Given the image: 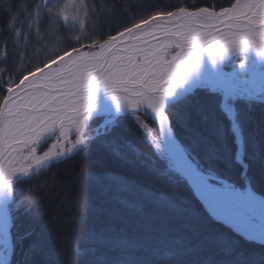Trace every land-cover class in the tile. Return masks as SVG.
Returning <instances> with one entry per match:
<instances>
[{
  "label": "trees",
  "instance_id": "16d2710c",
  "mask_svg": "<svg viewBox=\"0 0 264 264\" xmlns=\"http://www.w3.org/2000/svg\"><path fill=\"white\" fill-rule=\"evenodd\" d=\"M234 1L0 0V72L18 77L39 68L50 60L54 38L57 55L102 41L154 11L219 10ZM234 108L246 168L235 158L220 93L197 87L167 114L199 170L264 193V101L237 99ZM185 114L207 123L202 143L180 117ZM8 210L7 264H264V245L214 220L125 115L74 153L14 182Z\"/></svg>",
  "mask_w": 264,
  "mask_h": 264
},
{
  "label": "snow or ice",
  "instance_id": "6c2138e0",
  "mask_svg": "<svg viewBox=\"0 0 264 264\" xmlns=\"http://www.w3.org/2000/svg\"><path fill=\"white\" fill-rule=\"evenodd\" d=\"M249 45L264 56V0H235L219 11H154L99 44L70 48L31 72H0V186H11L18 174L27 176L83 142L98 83L118 103L148 105L163 123L164 98L198 63L202 47L214 55ZM53 130L56 142L39 155L37 145Z\"/></svg>",
  "mask_w": 264,
  "mask_h": 264
},
{
  "label": "bare ground",
  "instance_id": "6f19581e",
  "mask_svg": "<svg viewBox=\"0 0 264 264\" xmlns=\"http://www.w3.org/2000/svg\"><path fill=\"white\" fill-rule=\"evenodd\" d=\"M210 10L219 11L220 9ZM169 51L171 54H174L176 49L173 47ZM237 56H246L250 58L249 60L253 63V66L256 67V70H259L264 65V56L260 55L253 45H249L243 51L226 47L221 52L214 55H210L207 48L202 47L198 63L185 73L182 80L176 82V86L172 90V93L164 98L163 111L166 118L163 123H161L158 114L146 104L132 107L124 100L118 103L114 98L115 94L113 91L106 88L104 84L100 82L96 86L94 103L87 115L86 124L89 119L95 115L110 117L128 112H139L145 115L153 124V129L151 128L150 130L155 147L158 148L161 146V149L167 155L173 167L187 178L195 194L202 201L208 212L214 218L221 220L222 222H220L222 224L229 226L233 232L238 233L241 237L264 245V196L253 191L249 185H245L243 188L237 187L228 180L222 178L212 181V178L198 170L196 165L195 168L197 171H195L185 157L184 150L182 151L178 143L179 140H177L167 119V107L168 104L171 103V100L186 92H191L198 86H209L210 88L220 90L222 93L223 108L231 117L233 127L239 139L240 135L237 132V126L233 118V108L228 104V101L233 91L238 88L240 70L239 68L225 69V65ZM258 78L259 75L255 74L250 79H246L243 82L253 83V81L255 82ZM243 92L250 97L249 90L245 89ZM56 133V130L46 133L41 139L40 144L52 138ZM58 158L59 156L54 157L41 166L34 167L30 173L43 168L45 164L47 165L49 162ZM21 176L24 175L18 174L14 177L12 184ZM11 186H0V245L3 246V248L9 245L10 218L7 206L9 203ZM4 260L5 257L1 251L0 264H3Z\"/></svg>",
  "mask_w": 264,
  "mask_h": 264
},
{
  "label": "rangeland",
  "instance_id": "374dc122",
  "mask_svg": "<svg viewBox=\"0 0 264 264\" xmlns=\"http://www.w3.org/2000/svg\"><path fill=\"white\" fill-rule=\"evenodd\" d=\"M74 1L76 2V0H67L66 3L67 4H69V3L72 4V2H74ZM190 10H192V9H190ZM66 13H67V11H66ZM67 17L69 18L70 15H67ZM120 31H122V30H120ZM116 34L117 33H115V35ZM50 42H52L53 45H52L51 49L49 50V52L52 54L49 58L50 59L51 58L53 59V58L57 57V55H55L56 54V50L59 51L61 49V47H60V45H59V43L57 41V38L52 39ZM79 49H83V47H81ZM59 53H62V52H59ZM249 59L250 58H248L246 56H237V57H235L234 59H232L230 62H228L225 65V69H227V70L228 69H232V68H239V70H240L239 77H238V85H237L238 88L233 91L232 96L230 97V99L228 101V104L232 108L234 107V102L237 99H243V100H246V101H250V100L264 101V65L259 70H256V67L253 66V63ZM255 74H258L259 75V78L257 80H255V82L254 81H253V83H244L243 82L246 79H250ZM198 87L205 88V89L210 90V91H216V92H218V93L221 94L220 90L210 88L209 86L201 85V86H198ZM245 89L249 90L250 97L247 96L245 94V92H243V90H245ZM173 112H174V110L172 109V111H171V115L172 116L175 113V112L174 113ZM121 115H125L126 117L132 118L133 120H135V122L139 125V127H140L143 135L146 137L147 141L152 145V148L154 149V151H157L159 155H163V156H165V158H167L166 157V154L161 149V146H159L158 148L155 147L154 140H153V136H152L151 130H150L151 128L153 129V124L151 123V121L146 116H144L143 114H141L139 112H128V113L118 114L116 116H110V117H106L105 115H95V116L91 117L89 119L88 123L85 126V132H84L83 142L81 144L77 145L72 150V152H70V154L74 153L80 147L84 146L86 144V142L88 140H90L93 136L102 133L105 130V127L107 125H110L114 121L115 118H117L118 116H121ZM180 117H182V118L183 117L184 118L186 117V120L189 122V124L190 125L192 124V126H193L191 128L192 131H193L192 132V136H194V138L197 141H199L200 143H202V141L205 140V136L201 132L208 131V125H207V123L205 121H202L201 122L200 119H198L194 114H185L184 116H180ZM105 120H107L108 122L106 123L105 126H103L102 123ZM204 129L206 131H203ZM57 136H58V133H56L49 140H47V141H45V142L37 145V153L39 155H42L43 152H45L50 145H52L53 143L56 142ZM183 136L186 139L190 138L189 134L186 131L183 134ZM75 138H76L75 132L73 131L72 134L70 135V138L69 139H70V141H75ZM261 141H262V143L264 142V136H261ZM104 158H102V160L100 159V160H97V161L98 162H105L104 161L105 160ZM168 162L171 164L170 161H168ZM43 168H45V167H43ZM40 169H42V168H40ZM40 169H37L34 172H36V171H38ZM202 172H204L206 174L213 175V174L207 173V172H205L203 170H202ZM32 173H29L27 176H25V175L24 176H21L20 178L16 179L14 182H16L19 179L27 178L30 175H32ZM245 185H246V182H244V183L239 182L238 185L236 184L237 187H241V188L245 187ZM11 188H12V186H11ZM254 191L256 193L264 196V193H259L256 190H254ZM11 195H12V191L9 194V196H10L9 197V203L11 201ZM9 203H8V206L7 207H9ZM8 212H9V210H8ZM1 251H2V254L5 257V260H4L3 264H7L8 260H9V256H10V244L8 246L4 247V248H3V246L0 245V252Z\"/></svg>",
  "mask_w": 264,
  "mask_h": 264
},
{
  "label": "water",
  "instance_id": "95a60500",
  "mask_svg": "<svg viewBox=\"0 0 264 264\" xmlns=\"http://www.w3.org/2000/svg\"><path fill=\"white\" fill-rule=\"evenodd\" d=\"M198 10V9H197ZM91 46H93V45H90L89 47H91ZM186 93H189V92H186ZM186 93H184V94H182V95H185ZM181 95V96H182ZM181 96H179V97H177V98H175V99H173V100H171V102L172 101H174V100H176V99H178V98H180ZM233 118H234V113H233ZM167 119H168V123L170 124V122H169V118L167 117ZM231 119V118H230ZM231 121H232V119H231ZM107 121L105 120L103 123H102V125H104L105 123H106ZM237 126V125H236ZM232 128H233V124H232ZM234 129V128H233ZM237 132L239 133L240 131H239V129L237 130ZM177 140H179L178 138H177ZM240 140V141H239ZM237 139V142H238V147H239V149H238V154H237V159L239 160V161H241V158H242V139L240 138V139ZM178 143H179V145H180V147H181V149H182V151L184 150L183 149V146H182V144H181V142H179L178 141ZM184 152V155H185V157L188 159V161L190 162V164L192 165V167L194 168V170L195 171H197L196 170V168H195V164L193 163V161L191 160V158L189 157V155L185 152V150L183 151ZM69 153H65L63 156H59V158H61V157H65V156H67ZM167 156V155H166ZM58 158V159H59ZM54 161V160H53ZM52 162V161H51ZM49 164V163H48ZM47 164V165H48ZM46 165V166H47ZM172 167H173V165H171ZM174 168V167H173ZM185 179H186V181H187V183H188V185L191 187V184L189 183V181L187 180V178L182 174V173H180ZM208 175V174H207ZM208 176H210V178H212V180H218L219 178H216V177H214V176H212V175H208ZM247 185H249V183L247 184ZM249 187L251 188V186L249 185ZM192 188V187H191ZM193 190V189H192ZM193 194L195 195V197L200 201V203L202 204V206L205 208V206H204V204L202 203V201L198 198V196L195 194V192H194V190H193ZM205 210L208 212V210L205 208ZM209 213V212H208ZM209 215L211 216V217H213L210 213H209ZM214 218V217H213ZM215 220H217V221H221V220H219V219H217V218H214ZM222 222V221H221ZM10 227V226H9ZM9 242H10V246H11V240H10V235H9ZM10 251H11V248H10Z\"/></svg>",
  "mask_w": 264,
  "mask_h": 264
},
{
  "label": "flooded vegetation",
  "instance_id": "af4514ba",
  "mask_svg": "<svg viewBox=\"0 0 264 264\" xmlns=\"http://www.w3.org/2000/svg\"><path fill=\"white\" fill-rule=\"evenodd\" d=\"M68 18V17H67Z\"/></svg>",
  "mask_w": 264,
  "mask_h": 264
}]
</instances>
